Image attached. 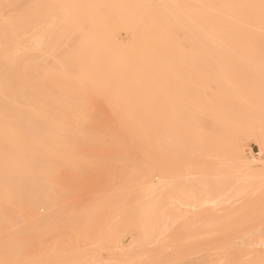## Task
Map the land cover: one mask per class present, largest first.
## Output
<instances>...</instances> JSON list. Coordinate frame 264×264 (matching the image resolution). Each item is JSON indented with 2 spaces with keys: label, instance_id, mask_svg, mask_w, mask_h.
Segmentation results:
<instances>
[{
  "label": "bare ground",
  "instance_id": "bare-ground-1",
  "mask_svg": "<svg viewBox=\"0 0 264 264\" xmlns=\"http://www.w3.org/2000/svg\"><path fill=\"white\" fill-rule=\"evenodd\" d=\"M157 1L0 0V264H17L28 253L35 264H131L133 257L116 251L124 232H135L130 244L162 242L167 249L186 230L188 238L207 237L190 242L196 251L223 249L208 241L214 235L240 239L243 247L219 256L216 264H264V0ZM182 28L190 47L175 33ZM120 31L128 38L121 39ZM65 42L71 44L63 46L67 52L53 55ZM46 57L51 61L39 62ZM96 96V103L98 96L110 97L109 108L122 107L125 138L118 145L129 151L124 155L131 163L116 172L119 179L111 186L121 182L119 191L112 189L118 193L84 203V217L78 207L76 216H68L73 206H67L65 179L78 177L99 157L91 155L102 132L115 136L97 129L101 122L94 125ZM124 97L131 106L118 105ZM139 98L143 103L130 104ZM242 135L257 139V158L245 157ZM105 139L101 143L113 140ZM106 146L99 158H105ZM73 181L71 186L80 182ZM109 188L105 192L113 194ZM25 212L29 219H21ZM64 222L70 223V230L64 228L69 240L68 234L66 240L58 232L56 237L72 245L47 243L48 237L41 248L31 242L40 248L33 256L29 239L63 230ZM174 225L178 229L169 235ZM241 227L247 231L234 236ZM92 238L99 250H111L109 259L80 248L79 242Z\"/></svg>",
  "mask_w": 264,
  "mask_h": 264
},
{
  "label": "rangeland",
  "instance_id": "rangeland-1",
  "mask_svg": "<svg viewBox=\"0 0 264 264\" xmlns=\"http://www.w3.org/2000/svg\"><path fill=\"white\" fill-rule=\"evenodd\" d=\"M22 2H24V4L25 3H28L29 2V0H28V2H27V0H22ZM159 3L157 0H153V2H152V4H154V5H156V3ZM13 6V5H12ZM12 6H10V8H14V7H12ZM8 9H9V7H8ZM124 31H120V33L118 34V36L121 38V39H124V38H126V36H127V38H128V34H126L125 32L123 33ZM186 31L182 28L181 30L179 29L178 30V32H175L176 33V35H178L179 36V38L181 39V43L185 46V47H190V42L188 41V38H187V35H186V33H185ZM122 34V35H121ZM125 34H126V36H125ZM121 35V36H120ZM123 35H124V37H123ZM126 38V39H127ZM66 43V42H65ZM65 43H63V45L60 43L59 45L61 46H59V47H57L56 46V48L57 49H59L60 48V51L59 50H56V49H54L55 50V52L52 50V54L53 55H58L57 54V52H59V55L61 56V54L62 53H64V52H67L66 50L67 49H69L70 48V45H68L69 43H66V45H68L69 47H67L66 45H65ZM63 46H65V47H63ZM66 49V50H65ZM63 51V52H62ZM69 51V50H68ZM62 52V53H61ZM35 53V52H34ZM37 54V53H36ZM52 54H50L48 57H50V58H56V56H52ZM48 57H46V58H43V59H46L45 61L42 59V60H40L39 62H42L43 64L47 61V60H49V61H51L50 60V58L49 59H47ZM59 57V56H58ZM57 57V58H58ZM56 60V59H55ZM54 59H53V61H55ZM127 92H128V90H126ZM129 93H130V91L128 92V93H125V97L127 98H129ZM126 94H128V95H126ZM131 96V95H130ZM98 97H100V100H98L97 101V103H96V100L95 99H99V98H97V96L94 98V99H92V101H95L93 104H95L96 103V105L97 106H99V107H96V109L94 108V110H95V113H94V115L95 114H97V116L95 117V119L97 120H95L98 124H94L95 126L96 125H98V126H100L101 124L103 125H101L100 127H97V129H99L101 132H102V130H105V128H106V130L108 131L109 130V133H108V135H110V132H112L111 133V135L112 134H114L115 136H117L118 137V135H120L119 137H121L120 139H119V141H114V140H118L117 139V137H115V136H107L106 137V135L103 137V136H101L103 133H106V132H102L101 134H100V139H98V141H96V144L97 145H95V146H93L92 148H93V153H92V158L94 157V156H99L100 157V154H98L99 152L101 153V149H102V145H103V147H105L106 146V144L109 146L110 145V147H112L113 149H110V147H108L107 148V146H106V148H107V150H108V152L106 151V149L104 148L103 150H104V152H102V154L103 153H108V155L109 156H106V154H103V155H101V157H105V158H94L93 160L91 159V164L93 165V167L95 166V165H97V163H99V166L97 165V166H95L94 168L92 167V169L91 168H89V167H91L92 165L90 164V162H89V166L87 165V167H85L84 169L82 168V169H80V172H81V170H83V171H85L86 170V168H87V170L85 171V172H83L82 171V175L81 174H77L78 175V177L80 178H78V177H75L74 179L71 177V176H67V177H70V179H65V181L67 182V183H70V184H67V183H65L66 185H68L69 186V190L71 191V193L69 194L70 196H69V199H70V201L72 200V198H70L72 195H74V196H72L74 199H75V203H74V199L71 201V202H73L74 204H75V207H74V204L72 205V203L70 204V201H68V204H67V206L68 207H71V206H73V208H71V209H73V210H71L70 208H68V209H70L71 211H69V215L68 216H76V214H78V210L80 209V213L78 214L79 216H83L84 217V215H82V207H84L86 204H88V203H90V202H92V200L94 201V199L95 198H98V197H102V196H104V194L106 195V194H109V195H115V192H117V191H119V186L121 185V182H119L118 184H120V185H118L117 183V185L115 186V188H113L114 186H111V184L112 185H114V183L115 182H117V181H115L116 179H119V175L117 176V174H120V170H121V172H122V167H124V168H126L127 166H130V163L131 162H129L127 159H129V158H125L126 156L124 155V154H126L127 152H129V151H127L126 150V152H125V149L124 148H122V146H119L118 144L119 143H121V142H123L124 141V136L125 135H121V131H123L122 129V127H123V122H121V121H125V120H121V118H124V117H122L121 115H119L120 113V111L122 112V107H118V108H115V107H111V108H109V104H110V102H111V106L113 105V103H112V101L110 100V97L109 98H107V100H104L105 99V97H104V99H103V96H102V98H101V96H98ZM124 97V99H125V101H123L124 99H121V102L119 101L118 102V105L120 106L121 104H124V106H126V107H128V106H131V105H128L129 104V101L126 99ZM104 101L103 103H102V100ZM110 100V102H109V100ZM130 99H131V101L132 100H134V98L133 97H130ZM142 100V99H141ZM128 101V102H127ZM137 101H138V103H137ZM99 102V103H98ZM106 102V103H105ZM109 102V103H108ZM125 102V103H124ZM140 102L141 103H143L142 101H140V98L139 99H136V103L134 102H130V104H133V106L134 105H139L140 104ZM128 103V104H127ZM102 104V105H101ZM126 104V105H125ZM96 105H94V106H96ZM108 108H106L105 106ZM100 107H103V108H100ZM105 107V108H104ZM121 108V109H120ZM105 109H107V110H105ZM111 111H110V110ZM113 109V110H112ZM116 111H115V110ZM118 109H120V111L118 110ZM105 112H104V111ZM117 110H118V114L116 113L117 112ZM98 111V112H97ZM113 111H115V112H113ZM113 114H112V113ZM99 113H100V115H99ZM115 113V114H114ZM118 116H117V115ZM122 114V113H121ZM119 116H120V118H119ZM103 117V118H102ZM116 117V118H115ZM204 117V116H203ZM99 118V119H98ZM119 118V119H118ZM206 118H208V117H205L204 119H205V124H209L210 123V121H208L209 119H206ZM116 119V120H115ZM101 120V121H100ZM121 120V121H120ZM207 120V121H206ZM95 121L93 122V123H95ZM99 121V122H98ZM104 122V124H103V122ZM101 122V124L99 125V123ZM107 122V123H106ZM207 122V123H206ZM120 124V127L118 126V124ZM121 123H122V125H121ZM93 125V124H92ZM110 125H111V127H110ZM115 125V126H114ZM105 126V127H104ZM114 126V127H113ZM102 127H104L103 129H102ZM107 127H110V128H107ZM117 127V128H116ZM113 128V129H112ZM114 128H115V130L116 131H114ZM105 130V131H106ZM118 130H119V132H120V134H118ZM114 131V132H113ZM122 134H123V132H122ZM243 136V135H242ZM248 136H251V135H248ZM103 137V138H102ZM105 137H106V139H107V141L110 139V140H112L111 139V137L113 138V140L111 141V143H109V142H107L106 144L104 143V141H103V143H101L102 142V140L103 139H105ZM115 138V139H114ZM123 138V139H122ZM106 139H105V141H106ZM256 138L254 137V136H252V137H247V135H244L243 137H242V140H241V143H242V146H243V151H244V154H245V157L246 158H248V159H250V157L251 158H257L259 155H260V148H259V143H258V141H257V139L255 140ZM98 142V143H97ZM115 142V143H114ZM114 144V147H113V145H111V144ZM117 143V145L119 146H116L115 144ZM100 144V145H99ZM104 144H105V146H104ZM99 146V147H98ZM95 147H96V149H95ZM115 147H117V148H115ZM101 148V149H100ZM114 148H115V150H114ZM117 149H121V152L123 151V153H121L119 150H118V153H117ZM94 150H96V151H94ZM109 150H112V152H110ZM129 150V149H128ZM131 150H135V149H130V154H128V155H131L132 154V151ZM114 151H116V153L114 152ZM96 152V153H95ZM98 152V153H97ZM110 152V153H109ZM115 153V154H117V156H119V157H117L116 155H114V154H112V153ZM120 152V153H119ZM125 152V153H124ZM133 152H136V151H133ZM95 154V155H94ZM96 154H98V155H96ZM110 154H112L111 156H112V159H111V157H110ZM123 154V155H122ZM124 156V157H123ZM106 157H109V158H106ZM114 157V158H113ZM122 158V160H121V158ZM96 159V164L94 165V160ZM99 159L100 160H102V159H104L103 160V163H101L102 165H101V168H99L100 167V162H99ZM108 159H110V160H108ZM113 159H116V160H113ZM117 159H118V161H117ZM119 159H120V161H119ZM105 160H108L109 161V163H108V161H105ZM113 160V161H112ZM130 160V159H129ZM116 161V162H115ZM123 161V162H122ZM126 162V164L124 165V164H122V163H125ZM111 162V163H110ZM120 162V163H119ZM116 163V164H115ZM119 163V164H118ZM129 163V164H128ZM105 164V165H104ZM110 164V165H109ZM118 164V165H117ZM104 165V166H103ZM112 165H115V166H112ZM106 166V167H105ZM109 166V167H108ZM119 166V167H118ZM122 166V167H121ZM126 166V167H125ZM97 167H98V170H97ZM108 167V168H107ZM102 168H104V170L102 169ZM121 168V169H120ZM90 169V170H89ZM95 171H94V170ZM108 170V169H110V171H112L113 173H111V172H109V171H106V170ZM112 169H117V170H112ZM126 169H128V167L126 168ZM126 169L124 170L123 169V171L125 172L126 171ZM96 170H97V172H96ZM99 170L102 172V174H100L101 172H99ZM118 170H119V172H118ZM87 171L89 172L88 174H89V176L87 175V174H84V173H87ZM90 171H94V175H93V173L92 172H90ZM106 171V172H105ZM105 172V176H103V177H100V175L102 176L103 175V173ZM114 172H115V175H116V177H115V175H114ZM116 172H117V174H116ZM124 172H122V173H124ZM92 173V174H91ZM110 173V174H109ZM97 174H98V176H97ZM112 174V175H111ZM76 175V174H75ZM85 175V177L83 178V176ZM96 175V176H95ZM113 176L112 177V179L111 178H109V177H111V176ZM82 177V178H81ZM89 177H91L90 179H89ZM98 177H99V179H98ZM115 177V178H114ZM76 178L77 179H79V180H77L76 181ZM95 178V179H94ZM105 178V179H104ZM109 178V179H108ZM153 178V180H157V176H153L152 177ZM94 179V180H93ZM115 179V180H114ZM75 182H74V181ZM82 180V181H81ZM92 180V181H91ZM104 180H105V182H104ZM108 180H110V182L108 181ZM111 180H113L112 182H111ZM64 181V182H65ZM69 181V182H68ZM71 181H73L72 183L74 184V183H78L79 181V183H78V185L76 184H74V185H72L71 186ZM99 181V182H98ZM96 182V183H95ZM104 182V183H103ZM63 183V182H62ZM98 183V184H97ZM100 183H102V185L100 184ZM105 183H106V185H105ZM81 184H83L82 186H79V185H81ZM96 184V185H95ZM101 185L100 187L98 186V185ZM27 185V184H26ZM88 185V186H87ZM108 185V186H107ZM29 186V185H28ZM28 186L27 187H25V188H27L28 189ZM79 186V187H78ZM96 186V187H95ZM107 186V187H106ZM117 186H118V188H117ZM136 186V185H135ZM77 187V188H76ZM82 187V188H81ZM99 187V188H98ZM109 187H111V188H109ZM137 187V190H138V188H139V186H136ZM71 188H72V190H71ZM74 188V189H73ZM79 188H81V189H79ZM97 188V189H96ZM110 189L111 191H112V189L113 190H117V191H112V192H114L113 194L109 191V193H106L105 192V189L107 190V189ZM78 191H77V190ZM99 189H101V190H99ZM74 190H76V191H74ZM83 190H85V191H83ZM72 191L74 192V193H72ZM101 191V192H100ZM79 194H78V193ZM108 192V191H107ZM137 192H139V191H137ZM102 193V194H101ZM118 193V192H117ZM76 194H78V195H76ZM96 195V196H95ZM88 197V198H87ZM92 199H91V198ZM85 198V199H84ZM131 199H132V197H131ZM79 201V202H78ZM87 201H90V202H88L87 203ZM80 202H82V203H80ZM229 202H231V200H229L228 201V203ZM84 203H86V204H84ZM80 204V205H79ZM79 205V206H78ZM82 205V206H81ZM170 205H167V208L169 207ZM209 207H211V206H213V205H208ZM78 207V210H76V208ZM205 207V206H204ZM214 207V206H213ZM220 208V207H222V205H218V206H216L215 207V209L216 208ZM75 208V209H74ZM185 208V207H184ZM41 211L40 212H42L43 213V210H44V208H39ZM169 209V208H168ZM181 210V209H183V207L182 206H179L178 207V210ZM214 209V208H213ZM218 210V209H217ZM39 212V213H40ZM75 212V213H74ZM41 213V214H42ZM44 213H45V210H44ZM27 213L25 212L23 215L25 216V217H23V218H21V219H29V217H31L30 215V213H28V215H26ZM67 214H68V212H67ZM71 214V215H70ZM13 217H15L16 218V221L18 220V219H20V218H18V216H15V215H13ZM14 219V218H13ZM24 219V220H25ZM19 221H21V220H19ZM14 222V221H13ZM112 223H114V221L112 220L111 221ZM68 223L69 222H66V224H65V222L63 223L64 225L62 226V224H61V226H62V228H63V230H61V227L60 226H58L59 228V230H57V231H55L54 233L53 232H50V235L49 236H47V234L45 235V236H47V237H45L44 235H41L42 237H40V236H37V238L35 237H33V239H29V241L30 242H28L29 244H31V246H30V248H34V245L31 243V242H34V244H40V245H38V247H42V245L41 244H43L42 242L44 241L45 242V240L44 239H46V242H47V240H48V237L50 238V240H48V242L47 243H50L49 241H51V243H53V242H55V243H59L60 245H65V242H67V241H65L66 239H68V237H69V233H67V232H69V228H68V226H70V223H69V225H68ZM248 223V222H247ZM246 223V224H247ZM12 224V223H11ZM15 224V223H14ZM13 224V225H14ZM16 224H17V222H16ZM249 224V223H248ZM248 224L245 226L246 228H247V230H249L248 229ZM252 223H250V225H251ZM65 226H67V227H65ZM199 226V227H198ZM248 226V227H247ZM11 227V226H10ZM10 227H8L9 229H7L8 231H10V230H12V229H10ZM12 227H16L15 225L14 226H12ZM176 227V228H175ZM178 226H176V225H174V227H172L171 228V230H172V232H171V230H170V228H169V232H170V234H169V232H167L166 231V233L165 234H163V236H165V235H171L176 229H178L177 228ZM196 227L198 228V230H205V229H207L206 227H204V226H201V225H199V224H196ZM203 227V228H202ZM64 228L65 229H69L68 231L67 230H65L64 231ZM200 228V229H199ZM205 228V229H204ZM245 229V228H244ZM243 227H241L240 228V230L238 231L237 230V232H235L234 231V233H236V234H234V236H238L237 234H239L240 236L244 233L243 232ZM61 230V231H60ZM246 230V229H245ZM244 230V231H245ZM246 230V231H247ZM7 231V232H8ZM62 231H63V233H65V234H63L62 233ZM187 231L188 230H186L185 232L186 233H184V235L185 236H183V237H181L182 238V242H181V238L180 239H176V241L178 240H180L179 242L177 241V242H172L173 243V245L171 244V243H168V245L167 246H169V248H167L166 249V247H165V245H163L162 244V242H151V243H142L143 245H141L140 244V246H139V244H130L131 242V239H132V237L135 235V232L133 231V232H131V231H127L128 232V234H127V232H124L123 233V235H122V243H121V245H120V247L119 248H117L116 249V251H118V250H120L121 252H123V253H125V254H127L126 256H128V257H133V258H131V259H133L134 261V263L135 264H140V263H142V264H211L212 263V261L211 260H213L214 262L212 263V264H216V261H218V259H219V256H223V255H229L230 253H233L234 252V250L236 251V247H239V245L240 244H238V242L240 241V239H237V238H235V237H233V238H231L233 241L231 242V240L229 241V242H231V243H229L228 241H224L225 239H224V237H223V235H218L219 237H222L223 239H221L220 240V238H219V240L216 238V235H212L211 237L213 238V239H209L208 241H210V240H214V241H216L215 243H217V242H219V243H217V244H219L220 246V248H223V249H221V250H219V251H216V249H212V248H202L201 250H199V251H196V250H193L192 248H191V246H189V245H191L190 244V242L192 241L193 242V240H197L198 239V237H199V239H201V241H203V243L205 242V240H207V239H205V240H202V239H204V238H207L206 237V235H204V234H202L203 232L201 231V233L200 234H202V235H200V236H196V237H189L188 238V233H189V231H188V233H187ZM240 231H241V233H240ZM57 232H58V234H59V236L62 238L63 237V235H65V237L67 236L66 234H68V236H67V238L65 239L64 237V241L63 242H59V240H61L60 239V237L57 239ZM228 232V231H227ZM9 233V232H8ZM11 233V232H10ZM52 233L54 234V236L56 237V239H57V241H53V240H51V237H52ZM126 233V234H125ZM56 234V235H55ZM134 234V235H133ZM187 234V235H186ZM224 234V233H223ZM233 234V233H232ZM51 236V237H50ZM53 236V237H54ZM162 236V237H163ZM45 237V238H44ZM186 237V238H185ZM210 237V238H211ZM39 238V239H38ZM209 238V237H208ZM35 239V241H32V240H34ZM36 239H38V240H36ZM198 239V240H199ZM43 240V241H42ZM55 240V239H54ZM69 240V239H68ZM189 240V241H188ZM94 241V239L92 238V242ZM213 241V242H214ZM222 241V242H221ZM238 241V242H237ZM39 242H41V243H39ZM46 242L44 243L45 245H48V244H46ZM68 242H70V241H68ZM68 242L66 243L67 245H68ZM83 242V241H82ZM82 242H79L78 244H79V246L80 245H83V246H81L80 248L82 249L83 248V250H85V251H87V248L89 249L88 251H94V252H92L93 254H95V252H96V257L98 258L99 256V258L100 259H103V260H107L106 258H108V256L109 255H111L112 254V252H111V250L109 249V248H107V249H105V248H101V250H102V252H101V250H99L100 249V247H98V245H97V243L96 244H94V242L92 243L91 242V240H90V242L89 241H85V242H83V243H85V244H82ZM128 242H130V243H128ZM207 242V241H206ZM93 244L92 246H91V244ZM177 243H178V245H177ZM214 243V244H215ZM236 243V244H235ZM69 244H71V242L69 243ZM151 244V245H150ZM159 244H161V245H159ZM226 244V245H225ZM44 245V246H45ZM66 245V246H67ZM72 245V244H71ZM90 245V246H89ZM96 245V246H95ZM176 245V246H175ZM181 245H185V247L184 246H182L181 247ZM187 245V246H186ZM237 245V246H236ZM36 247H37V245H35ZM43 246V247H44ZM68 246H70V245H68ZM93 246H95V247H93ZM158 246V253L159 254H163V255H161V257H163L162 259L159 257V254L157 253H155L154 252V254L152 253L155 249H156V247ZM179 246H180V248H179ZM212 246H214V245H212ZM222 246V247H221ZM227 247V248H225V247ZM241 247H243L242 245H240ZM35 247V249H33L34 250V253H33V251L31 250V249H29V250H31L30 252L33 254V256L34 255H36V253H35V251L36 250H40V248H36ZM72 247H75V246H72ZM160 247V248H159ZM176 247H178L177 248V252L175 251V248ZM79 248V249H80ZM128 248V249H127ZM142 248H143V250H142ZM153 248V249H152ZM155 248V249H154ZM163 248H165V249H163ZM185 248H187V249H185ZM219 248V249H220ZM234 248V249H233ZM103 249H105V250H103ZM152 249V250H151ZM161 249H163V250H165V252H161L160 253V251H161ZM183 249V250H182ZM83 250H81V251H83ZM110 252V254L109 255H107L109 252ZM146 250H147V252L149 253V255L148 254H146L147 252H146ZM181 250V251H180ZM188 250V251H187ZM38 251H36L37 252V254H38ZM100 251V252H99ZM152 251V252H151ZM156 251V250H155ZM175 251V252H174ZM97 252L99 253V254H97ZM105 252V253H104ZM219 253V255H218V253ZM89 253V252H88ZM144 253V254H143ZM151 253V254H150ZM177 253V254H176ZM180 255H179V254ZM221 253V254H220ZM32 254H31V256H32ZM137 254V255H136ZM164 254H166L165 256H164ZM171 254V255H170ZM174 254V255H173ZM217 254V255H216ZM27 255L29 256V258L27 257ZM26 255V257L29 259H27V258H25L26 259V261H27V263L25 262V259H22L21 260V262H18L17 264H33L34 262H33V257L31 258L30 257V254L28 253ZM146 255V256H145ZM152 255H158V256H156V258H155V256H152ZM168 255V256H167ZM172 255H173V257H172ZM182 255V256H181ZM207 255V256H206ZM215 255V256H214ZM147 256H148V258H147ZM211 256V257H210ZM36 257H38L37 255H36ZM36 257H34V261H36L35 259H37ZM110 257V256H109ZM114 257V256H113ZM150 257H152V259H155V261L153 260V262H152V259L150 258ZM158 257V258H157ZM177 257V258H176ZM206 257V258H205ZM207 257H209V258H207ZM212 257H213V259H212ZM146 258V259H145ZM168 258V259H167ZM199 258V259H198ZM215 258H216V260H215ZM30 259H31V261H30ZM109 259V258H108ZM112 261H115V260H112ZM150 261V262H149ZM161 261H163L162 263H159V262H161ZM165 261V262H164ZM180 261H185V262H180ZM188 261V262H187ZM207 261H208V263H207ZM210 261H211V263H210ZM31 262H33V263H31ZM91 262V263H90ZM89 263L90 264H92L93 263V261H90ZM140 262V263H139ZM152 262V263H151ZM179 262V263H178ZM191 262V263H190ZM0 263H1V261H0ZM134 263H131V264H134ZM3 264V263H2ZM35 264V263H34ZM94 264V263H93Z\"/></svg>",
  "mask_w": 264,
  "mask_h": 264
}]
</instances>
